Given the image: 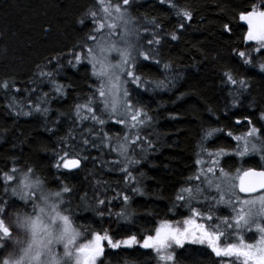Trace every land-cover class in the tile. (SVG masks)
Listing matches in <instances>:
<instances>
[{"label":"trees","instance_id":"trees-1","mask_svg":"<svg viewBox=\"0 0 264 264\" xmlns=\"http://www.w3.org/2000/svg\"><path fill=\"white\" fill-rule=\"evenodd\" d=\"M104 6L116 17L153 21L140 37L151 29L159 40L125 61L130 77L121 82L141 115L137 127L111 116L107 85L89 58ZM253 14L264 16V0H0V264L32 263L28 243H10L18 212L28 216L17 241L35 232L27 180L60 197L79 242L93 234L109 241L96 264H252L217 255L196 236L168 246L161 259L123 241L199 215L218 234L235 232L209 218L211 201L200 203L196 180L202 159L220 177L264 167V46L243 20ZM247 137L258 145L245 148ZM118 154L137 159L125 167ZM68 157L81 160L79 170L62 169ZM232 234L219 244L238 241Z\"/></svg>","mask_w":264,"mask_h":264},{"label":"rangeland","instance_id":"rangeland-1","mask_svg":"<svg viewBox=\"0 0 264 264\" xmlns=\"http://www.w3.org/2000/svg\"><path fill=\"white\" fill-rule=\"evenodd\" d=\"M102 9L105 10L108 16H106L103 23L98 26L99 40H96V49L91 53L89 58L93 67L107 85L108 111L111 116L125 123L129 128L133 126L137 127L142 122L141 115L139 111L133 110L131 106L127 104L125 99V85L121 82V78L127 80V78L130 77L125 65L126 58L134 57L133 55L136 54V52H141V49L153 51L155 48L159 41H156L157 35L155 31L150 29V33H147L146 37L142 39L139 29L142 28L144 24L147 26L152 25L153 29L154 23L153 21L140 18L137 19L138 22H133L130 18L125 16L116 17L117 13L110 10V6H104ZM243 20L249 31L247 36L254 42H260L264 46V16H259L258 18L253 14L251 16H245ZM94 39L95 37L93 40ZM131 132L130 130L129 134ZM242 143L245 148H247L246 146L258 145L249 137L245 138V141ZM241 154H245L244 150L241 151ZM118 155L125 167L137 159H124L122 155ZM204 157L211 158L212 156L210 153L207 154L205 152ZM198 162V175H201L198 179L202 180V183L196 180L197 187L199 188H197L196 194H202L200 203L203 202L204 197L208 196V201H211V204L206 207L209 218L215 219L216 223L220 222L227 229L235 230V232H231L236 234L235 238L239 237L237 238L238 241L228 242L233 243L231 246L222 247L218 242L221 236L224 238H233V234L227 233L226 231L220 232L216 229V231L219 232L218 234L213 228H210L211 226L205 224L210 230L211 236H216L214 243L211 245L217 250L227 251V249L233 248L235 254L232 253L230 256L236 258L238 255L242 259L250 261L252 264H264V192L252 196L241 197L236 194V190L234 189L237 177L236 172L227 177H220V175L216 173L214 176L209 175V173L205 171V169L209 167L205 166L203 159ZM18 172L14 174V177H16ZM129 176L130 174H126V178ZM131 178L138 177L133 176ZM18 183V185H21L20 182ZM26 185L28 190L33 191L35 194V200L30 204L31 212L34 206L39 209V211L34 209L33 212V229L35 232L29 231L26 236L21 237L19 241H17L24 227L23 222L22 225L20 221L28 216L23 214L24 211L18 212L13 216V221H11L12 227L16 224L18 227L10 243L12 245H18L19 242L20 244L28 243L25 246L24 252L26 255L24 257H28V260L32 262L30 264H65L66 262H64L61 257H65L68 260L70 259V264H96L102 252H92L87 255L88 252L96 249L97 245L104 247L105 242L107 243L109 241L104 240L103 243H100L97 241L99 235L93 234L89 240L78 242L80 235L72 226L70 215L68 213L63 214L59 211V206H61L62 202L60 197H52L42 191L39 185L31 184L29 180L26 181ZM131 189L134 193H138L139 191V188L135 184L132 185ZM205 192L208 194H205ZM186 208L187 207H184V209ZM227 215L229 216L230 226L223 223ZM199 217L200 219L196 222L202 224L203 220L200 215ZM231 218L234 219L232 220ZM190 221L191 219H189V216L187 219L185 217L182 225L177 228L182 230L186 226H192L193 223ZM217 226L218 225H216L214 229ZM12 229L7 227V232L10 233ZM29 229L31 230V225ZM159 229L162 230L161 232L165 231L166 225ZM33 237H37V240ZM187 238L188 237H186V239ZM145 239H147V237ZM145 239L141 238L136 244H142ZM201 242L209 245L204 237ZM49 246H53L59 251L56 249L53 253H50L48 251ZM166 248L168 247H160L156 250L157 252H161V254H157L160 259L162 258V254L165 253L164 251ZM150 249L154 250V247L151 246ZM57 256L59 261L57 260Z\"/></svg>","mask_w":264,"mask_h":264},{"label":"water","instance_id":"water-1","mask_svg":"<svg viewBox=\"0 0 264 264\" xmlns=\"http://www.w3.org/2000/svg\"><path fill=\"white\" fill-rule=\"evenodd\" d=\"M81 161L78 158H69L63 161L62 166L66 171L79 169ZM264 190V169L247 168L243 170L237 180V191L241 195H252Z\"/></svg>","mask_w":264,"mask_h":264},{"label":"flooded vegetation","instance_id":"flooded-vegetation-1","mask_svg":"<svg viewBox=\"0 0 264 264\" xmlns=\"http://www.w3.org/2000/svg\"><path fill=\"white\" fill-rule=\"evenodd\" d=\"M194 225H195V223H194ZM195 226H196V225H195ZM197 231H199V230H198V228H197V226H196V228H195L194 230L190 231V236L194 237V235L197 234ZM201 232H203V230H201ZM172 233H173V237H176V236H177L176 233L174 234V231H173ZM182 235H185V232H182ZM176 238H177V240L179 239V237H176ZM140 245L143 246V247L146 248V249H150V248H151L150 245H148L149 247L146 246V245H143V244H140Z\"/></svg>","mask_w":264,"mask_h":264}]
</instances>
